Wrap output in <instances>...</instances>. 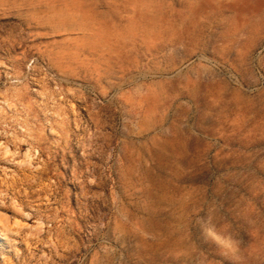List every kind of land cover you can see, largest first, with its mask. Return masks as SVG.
Masks as SVG:
<instances>
[{
    "label": "rangeland",
    "instance_id": "obj_1",
    "mask_svg": "<svg viewBox=\"0 0 264 264\" xmlns=\"http://www.w3.org/2000/svg\"><path fill=\"white\" fill-rule=\"evenodd\" d=\"M0 264H264V0H0Z\"/></svg>",
    "mask_w": 264,
    "mask_h": 264
},
{
    "label": "clouds",
    "instance_id": "obj_2",
    "mask_svg": "<svg viewBox=\"0 0 264 264\" xmlns=\"http://www.w3.org/2000/svg\"><path fill=\"white\" fill-rule=\"evenodd\" d=\"M200 234L206 243H212L218 248L234 250L238 241L234 240L231 234H226L217 228L210 219L201 218L199 222Z\"/></svg>",
    "mask_w": 264,
    "mask_h": 264
},
{
    "label": "bare ground",
    "instance_id": "obj_3",
    "mask_svg": "<svg viewBox=\"0 0 264 264\" xmlns=\"http://www.w3.org/2000/svg\"><path fill=\"white\" fill-rule=\"evenodd\" d=\"M9 150V149H8ZM6 154V153H5ZM29 157V156H28ZM30 162V161H29ZM31 163V162H30ZM30 163H28V164H30ZM25 164V163H24ZM23 165V164H22ZM28 215V214H27ZM20 217H21V214H20ZM23 217V216H22ZM26 217V216H25ZM25 217H23V218H25ZM17 220V219H16ZM21 222V221H20ZM20 222H18V223H20ZM17 222H15V224H16ZM4 224V223H3ZM6 224V223H5ZM14 224V223H13ZM9 225V227L11 226L10 224H8ZM17 225V224H16ZM20 225V227L21 228H23V224L21 225V224H19ZM19 225H18V227H19ZM25 225V224H24ZM13 226V225H12ZM6 227H7V224H6ZM14 227H17V226H14ZM19 227V228H20ZM25 227H26V225H25ZM20 228V229H21ZM10 230V229H9ZM9 230H5L2 234H3V236L1 237L3 240H7L8 239V233H12V230H11V232H9ZM33 230H36V229H33ZM3 231V230H2ZM32 231V230H31ZM33 232V231H32ZM15 233V232H14ZM28 234V233H27ZM26 234V235H27ZM32 234V233H31ZM34 234L36 235L37 233H33L32 235L34 236ZM27 237V236H26ZM28 237H30V236H28ZM32 237V236H31ZM37 237V236H36ZM33 238V237H32ZM31 238V239H32ZM41 239V238H40Z\"/></svg>",
    "mask_w": 264,
    "mask_h": 264
}]
</instances>
